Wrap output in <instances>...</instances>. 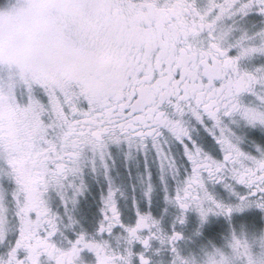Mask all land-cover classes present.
<instances>
[{"label":"snow or ice","instance_id":"1","mask_svg":"<svg viewBox=\"0 0 264 264\" xmlns=\"http://www.w3.org/2000/svg\"><path fill=\"white\" fill-rule=\"evenodd\" d=\"M0 264H264V0H0Z\"/></svg>","mask_w":264,"mask_h":264}]
</instances>
